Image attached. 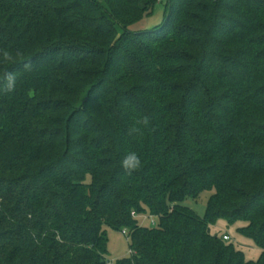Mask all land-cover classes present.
I'll return each instance as SVG.
<instances>
[{
    "label": "trees",
    "instance_id": "16d2710c",
    "mask_svg": "<svg viewBox=\"0 0 264 264\" xmlns=\"http://www.w3.org/2000/svg\"><path fill=\"white\" fill-rule=\"evenodd\" d=\"M155 1L0 0V264H264V0Z\"/></svg>",
    "mask_w": 264,
    "mask_h": 264
},
{
    "label": "rangeland",
    "instance_id": "374dc122",
    "mask_svg": "<svg viewBox=\"0 0 264 264\" xmlns=\"http://www.w3.org/2000/svg\"><path fill=\"white\" fill-rule=\"evenodd\" d=\"M155 3L152 17L146 18L140 26L133 30H151L163 23L166 18L165 13L167 12L164 6L165 0H156ZM213 193L214 192H204L196 200L187 199L184 205L194 210L199 217L203 218L206 213L208 201ZM137 219L139 224L145 228H154L158 224V219L151 217L150 215L140 216ZM246 226L247 224L245 222H238L234 225H229L226 221L220 220L215 226L211 227V231L213 235L230 237V240L227 243L233 244L239 251L243 252L247 261H257L262 254V249H260L253 240L246 238L238 231ZM106 230L109 237L108 261L114 264L117 260L131 256V241L128 234L109 228Z\"/></svg>",
    "mask_w": 264,
    "mask_h": 264
},
{
    "label": "built area",
    "instance_id": "2783aa9c",
    "mask_svg": "<svg viewBox=\"0 0 264 264\" xmlns=\"http://www.w3.org/2000/svg\"><path fill=\"white\" fill-rule=\"evenodd\" d=\"M133 217H134V218H138L139 216H137L136 214H133ZM151 217H153V216H151ZM224 239H225L226 241H228V240H230V237L225 236ZM107 264H113V263L108 262Z\"/></svg>",
    "mask_w": 264,
    "mask_h": 264
}]
</instances>
